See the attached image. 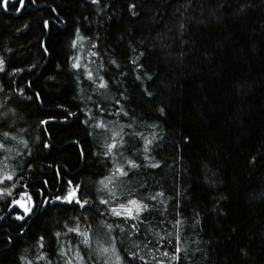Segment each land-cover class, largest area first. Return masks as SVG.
<instances>
[{
  "label": "trees",
  "instance_id": "16d2710c",
  "mask_svg": "<svg viewBox=\"0 0 264 264\" xmlns=\"http://www.w3.org/2000/svg\"><path fill=\"white\" fill-rule=\"evenodd\" d=\"M0 145V264H264V0H0Z\"/></svg>",
  "mask_w": 264,
  "mask_h": 264
},
{
  "label": "snow or ice",
  "instance_id": "6c2138e0",
  "mask_svg": "<svg viewBox=\"0 0 264 264\" xmlns=\"http://www.w3.org/2000/svg\"><path fill=\"white\" fill-rule=\"evenodd\" d=\"M134 7V6H133ZM47 23V22H46ZM77 67L79 66V65H76ZM89 75H91V73H89ZM149 95H151V93H149ZM161 111H163V109H161ZM42 123H47L46 121H42ZM4 135H8V133H5ZM148 143H151V141H147L146 142V144H148ZM0 146H2V145H0ZM116 145H115V143H113V144H110V145H108V147H109V149H111V148H113V147H115ZM128 163L132 166V167H138L139 165H137L136 163H135V161H132V160H129L128 161ZM119 174L120 175H127V173L123 170V168H121V169H119ZM7 179H11V176L9 175L8 177H7ZM106 179H108V178H106ZM69 184H71V181H69ZM77 187H79V186H77ZM54 199H56V200H63V201H65L66 203H72L73 202V199H76V202H78V203H80L81 205H83V204H86V203H88V201H86V200H84V201H80L79 199H78V197H76V192H75V189H73V191H71V192H69L66 196H63V197H59V196H57V197H55ZM13 203H17V204H19L20 202L19 201H13ZM42 203H44V204H47L48 203V201L47 200H45V201H43ZM102 203H108V201H102ZM128 203L130 204V205H136V211H141L142 209L140 208V202H138V201H136L135 199H133V200H129L128 201ZM21 207H24V205H20ZM120 207L121 208H123L124 207V205H120ZM144 207H147V205H144ZM46 210V209H45ZM35 211V204L33 205V207H31V208H29V207H24V212L25 213H31V212H34ZM115 211V210H114ZM116 214H122V213H116ZM127 215H129V216H131V215H133V212H132V209L131 208H128L127 209ZM20 219H23L24 217L23 216H20L19 217ZM109 227H111V226H109ZM70 231H79V229L77 228V229H70ZM57 235H59V234H57ZM41 239H43V237H41ZM85 243H88V240L87 239H85V241H84ZM103 251H108V249L107 248H105V249H103ZM131 255H135V253H131Z\"/></svg>",
  "mask_w": 264,
  "mask_h": 264
},
{
  "label": "rangeland",
  "instance_id": "374dc122",
  "mask_svg": "<svg viewBox=\"0 0 264 264\" xmlns=\"http://www.w3.org/2000/svg\"><path fill=\"white\" fill-rule=\"evenodd\" d=\"M18 200H22V201L26 202L27 207H29V208L31 207L29 197H28V195H26L25 193H24L23 196H22L20 199H18ZM18 200H16V201H18Z\"/></svg>",
  "mask_w": 264,
  "mask_h": 264
},
{
  "label": "water",
  "instance_id": "95a60500",
  "mask_svg": "<svg viewBox=\"0 0 264 264\" xmlns=\"http://www.w3.org/2000/svg\"><path fill=\"white\" fill-rule=\"evenodd\" d=\"M20 203L19 204H13L12 207H15V206H20L21 204L24 205V207H27L26 203L24 201H19ZM24 207H21L20 206V209L24 212Z\"/></svg>",
  "mask_w": 264,
  "mask_h": 264
}]
</instances>
